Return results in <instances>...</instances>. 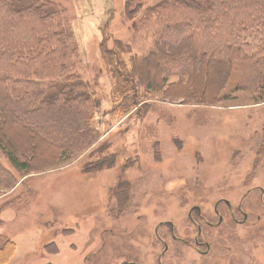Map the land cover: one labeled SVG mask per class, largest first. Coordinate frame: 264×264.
<instances>
[{"label":"rangeland","instance_id":"obj_1","mask_svg":"<svg viewBox=\"0 0 264 264\" xmlns=\"http://www.w3.org/2000/svg\"><path fill=\"white\" fill-rule=\"evenodd\" d=\"M40 1L63 12L74 73L98 94V142L115 161L86 166L105 158L94 154L97 142L68 162L18 174L0 151V247L11 242L13 252L0 264H264V99L234 88L252 72L257 94L264 70H236L235 62L215 89L230 93L225 103H199L195 81L180 97L171 84L188 78L171 77L126 113L109 114L119 79L112 71L121 68L115 57H125L118 46L143 53L154 26L139 27V15L126 14L128 0ZM211 43L191 46L201 59Z\"/></svg>","mask_w":264,"mask_h":264},{"label":"trees","instance_id":"obj_2","mask_svg":"<svg viewBox=\"0 0 264 264\" xmlns=\"http://www.w3.org/2000/svg\"><path fill=\"white\" fill-rule=\"evenodd\" d=\"M152 1L128 0L125 4L132 19L139 15V27L152 23L154 40L138 54L118 46V54L125 57H115L121 66L112 71L119 76L112 93L115 103L112 111L104 114L126 113L141 94L171 77L188 78L186 83L171 84L180 90V97H188L195 81L200 89V95L196 94L199 103H225L230 93L222 96L221 87L215 89L226 74L229 77L235 62L236 70H264V0H160L148 5ZM56 8L48 1L0 0V151L18 174L68 162L101 136L95 125L98 94L74 73L75 50L60 19L63 12ZM167 11L170 13L165 14ZM177 11L186 13L182 14L185 17L174 19ZM162 33L171 36L162 37ZM205 37H212V43L200 59L191 45ZM152 69L156 70L154 75L149 73ZM119 72L126 74L125 79ZM250 74L254 76L246 73L234 88L252 89L253 100L264 99V74L260 75L257 94L255 77L251 80ZM164 95L171 97L168 92ZM22 146L26 151L20 150ZM107 147L98 142L94 154L105 158L86 166L99 170L113 167L115 160L107 155ZM52 162L55 165H50ZM7 243L0 247V260H5L1 258L4 254L13 256L12 243Z\"/></svg>","mask_w":264,"mask_h":264},{"label":"flooded vegetation","instance_id":"obj_3","mask_svg":"<svg viewBox=\"0 0 264 264\" xmlns=\"http://www.w3.org/2000/svg\"><path fill=\"white\" fill-rule=\"evenodd\" d=\"M221 201H219L217 204H215V206H214V213H215V215H218V210H217V207H218V204L220 203ZM227 206H229V203L227 202V201H225L224 202ZM242 216L244 217V220H246V216L244 215V214H242ZM222 221H223V218L222 217H218V221H217V225L219 226V225H221L222 224ZM171 237L172 238H174L173 237V235H171Z\"/></svg>","mask_w":264,"mask_h":264}]
</instances>
